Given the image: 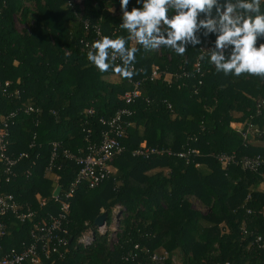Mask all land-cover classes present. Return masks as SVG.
Listing matches in <instances>:
<instances>
[{
    "label": "trees",
    "instance_id": "obj_1",
    "mask_svg": "<svg viewBox=\"0 0 264 264\" xmlns=\"http://www.w3.org/2000/svg\"><path fill=\"white\" fill-rule=\"evenodd\" d=\"M81 1L82 9L71 0H0V114L18 112L8 153L29 154L14 181L0 192L36 210L33 221L8 220L3 249L16 248L35 222L58 211L53 192L57 185L67 192L78 171L62 150L76 154L87 142L97 141L104 129L99 120L127 107L123 96L138 80L141 97L128 106L132 114L125 118L130 124L123 140L126 150L114 159L115 172L103 184L75 189L67 253L55 256L52 264H174V256L181 264H264V111L256 114V102L264 95L263 77L217 72L207 56L196 72L193 64L205 41L196 48L189 45L183 56L163 46L145 52L135 45L140 49L137 74L115 81L111 70L100 73L88 61L79 42L91 36L84 20L98 25L104 36H128L120 28L119 0ZM133 6L135 0H130L129 10ZM154 68L158 73L151 80ZM28 105L41 112L24 114ZM250 121L253 132L244 140ZM53 142L60 144L54 179L46 171ZM141 143L173 155L132 156ZM187 149H197L200 156L186 163L175 155ZM221 153H235L237 163L222 164L211 157ZM257 156L263 160L260 168H242L243 158ZM25 169L31 170L30 179ZM37 195L47 201L42 209ZM117 206V241L109 248V233L99 234L94 222L102 209L110 226ZM89 227L94 237L85 246L79 238ZM159 251L165 257L153 261Z\"/></svg>",
    "mask_w": 264,
    "mask_h": 264
},
{
    "label": "built area",
    "instance_id": "obj_2",
    "mask_svg": "<svg viewBox=\"0 0 264 264\" xmlns=\"http://www.w3.org/2000/svg\"><path fill=\"white\" fill-rule=\"evenodd\" d=\"M72 1V0H71ZM82 9V3L72 1ZM70 4V2H69ZM86 31L91 32V36L88 39L81 40L80 50L82 53L87 54L93 41L100 39L102 31L98 25H90L88 20L83 21ZM213 46L212 41L207 40L206 43L200 48H211ZM199 48V49H200ZM201 51V50H200ZM121 62L119 58L116 63ZM196 72H200V63L198 60L193 64ZM157 68L153 69L150 79L153 80L157 75ZM133 88L123 96V101L127 107L119 109L115 114L108 119H100L101 125L104 127L98 140L94 142H87L85 148H82L78 153L73 154L69 150H62V157L73 161L78 167L77 174L71 182L68 191H61L60 188L58 194L53 192L54 202L58 205V211L55 214L48 213L47 218H42L41 221L35 222L28 231V238L26 241H21L16 245V248H11L6 251L3 249L1 241L9 235L8 220H14L18 223L24 224L29 221H33L36 215V210L30 207L24 208L22 203L17 201L11 193L0 192V264H52L55 256L64 257L67 253L68 245V222H69V206L70 199L72 198L75 189L80 184H85L88 189H95L108 180L110 176L115 172V168L112 165L116 157L121 156L126 148L123 144V140L126 138V130L130 124L125 121L126 117L132 114V111L128 108L135 103V101L141 97V82L132 81ZM9 82L5 83L7 87ZM262 85L264 86V77L262 79ZM15 97L19 96V91L14 93ZM264 111V95L256 102V114L261 115ZM41 109L34 108L30 105L23 110L24 114L40 113ZM89 115L93 114V110H87ZM18 117V112L11 111L6 114H0V164L2 165V171L0 172V189L2 185H10L17 176L16 169L20 162H24L29 159V154L22 152L19 155H10L8 153L10 145V128L15 124V120ZM253 132V125L250 121L248 128L245 132H242L244 140ZM33 146V144H31ZM52 152L49 161V165L46 169L49 177L53 176L52 168L54 167V160L57 158V151L60 148V144L53 142L51 144ZM173 155L168 149L151 148L141 143L138 149L132 151V156L148 158L150 156H162ZM181 159H184L186 163H190L192 157L200 156V152L197 149H187L180 153L175 154ZM211 157L215 158L222 164H235L237 163L235 153L226 154L221 153L218 155L211 154ZM34 165V161L32 162ZM242 168L255 171L263 164V160L260 156L253 158H243L240 161ZM198 166V164H196ZM23 174L27 179L32 176L30 169L23 170ZM55 183L56 179L54 180ZM38 199L39 208L46 206V199L36 196ZM88 226V223H85ZM99 234L108 233L106 221L102 226H96ZM94 231L91 227L87 228L79 238V242L82 245H90L93 241ZM261 239H256V242ZM113 247V246H112ZM112 250V249H111ZM162 258H157L156 254L152 256L153 261H160Z\"/></svg>",
    "mask_w": 264,
    "mask_h": 264
},
{
    "label": "clouds",
    "instance_id": "obj_3",
    "mask_svg": "<svg viewBox=\"0 0 264 264\" xmlns=\"http://www.w3.org/2000/svg\"><path fill=\"white\" fill-rule=\"evenodd\" d=\"M119 0L120 28L128 36H101L92 42L87 59L100 73L131 80L137 74L136 54L162 46L183 56L215 36L211 48H200L198 62L215 66L217 72L240 77H264V11L261 0ZM114 11V9H113ZM170 11L172 12L169 15ZM133 41V46H128ZM121 63H116L117 59ZM261 239V237H257Z\"/></svg>",
    "mask_w": 264,
    "mask_h": 264
},
{
    "label": "rangeland",
    "instance_id": "obj_4",
    "mask_svg": "<svg viewBox=\"0 0 264 264\" xmlns=\"http://www.w3.org/2000/svg\"><path fill=\"white\" fill-rule=\"evenodd\" d=\"M75 1L77 3H81V0H72ZM113 11V9H112ZM115 11V10H114ZM23 27V25L21 23H19L18 21H16V28L18 30H21ZM113 79L116 81L118 79V76L113 77ZM194 207L198 208V204L195 202ZM120 207L117 206L113 209V213H112V223L109 227H106L104 229H107L109 236H108V242H109V248H112V246L116 243L117 241V231L119 230L118 226H119V220H120ZM100 213H104V210L101 209ZM160 253H156L157 258L161 257L163 258V256L165 257V251H159ZM175 260V261H174ZM173 263L177 264L180 263L179 257L178 256H174L173 258Z\"/></svg>",
    "mask_w": 264,
    "mask_h": 264
},
{
    "label": "water",
    "instance_id": "obj_5",
    "mask_svg": "<svg viewBox=\"0 0 264 264\" xmlns=\"http://www.w3.org/2000/svg\"><path fill=\"white\" fill-rule=\"evenodd\" d=\"M116 9V8H115ZM60 188H57L56 191H55V195L58 194ZM106 220V214L105 213H102L101 215H99L96 219H95V225L96 226H102L103 223L105 222Z\"/></svg>",
    "mask_w": 264,
    "mask_h": 264
},
{
    "label": "crops",
    "instance_id": "obj_6",
    "mask_svg": "<svg viewBox=\"0 0 264 264\" xmlns=\"http://www.w3.org/2000/svg\"><path fill=\"white\" fill-rule=\"evenodd\" d=\"M232 127L235 128L237 131L240 129L239 124H236V123H232ZM177 264H181V263H177Z\"/></svg>",
    "mask_w": 264,
    "mask_h": 264
}]
</instances>
